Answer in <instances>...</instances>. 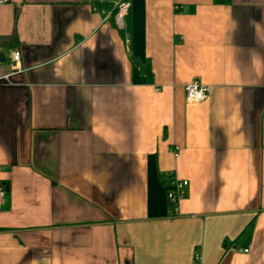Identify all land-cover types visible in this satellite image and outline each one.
Listing matches in <instances>:
<instances>
[{
	"label": "crops",
	"instance_id": "1",
	"mask_svg": "<svg viewBox=\"0 0 264 264\" xmlns=\"http://www.w3.org/2000/svg\"><path fill=\"white\" fill-rule=\"evenodd\" d=\"M1 53L0 264L264 262V0H8Z\"/></svg>",
	"mask_w": 264,
	"mask_h": 264
},
{
	"label": "built area",
	"instance_id": "2",
	"mask_svg": "<svg viewBox=\"0 0 264 264\" xmlns=\"http://www.w3.org/2000/svg\"><path fill=\"white\" fill-rule=\"evenodd\" d=\"M8 0H0V3L7 2ZM101 0H88L91 8L94 11H99L103 13V20L112 18L115 26L117 28H123L124 16L127 14L130 7V0H112L109 4L108 9L100 8L95 6L96 2ZM10 62L15 65L19 62V52L17 49L7 50ZM19 70V69H18ZM9 76L8 74L0 77L1 80H6ZM183 92L185 101L188 103H199L203 101L207 95L210 93V85L201 82L197 78L190 79L187 83L183 85ZM178 147L176 145L172 148V153L174 156L178 154ZM1 168V166H0ZM163 185L165 186V198L168 204V215L173 216L177 214V203L185 195V189L187 186V180L176 176L172 172H167L164 176ZM4 193L3 186H0V195ZM241 251L245 252L247 248H241ZM196 258V253H194Z\"/></svg>",
	"mask_w": 264,
	"mask_h": 264
},
{
	"label": "trees",
	"instance_id": "3",
	"mask_svg": "<svg viewBox=\"0 0 264 264\" xmlns=\"http://www.w3.org/2000/svg\"><path fill=\"white\" fill-rule=\"evenodd\" d=\"M229 0H213L214 3H219V4H223L228 2ZM95 6L100 9H108L110 7L109 3H105L103 2H96ZM141 73L144 75L145 80L146 81H151L152 75H151V70H150V65H149V61L146 60L143 64V66L140 68ZM251 230H252V220H250L243 228L242 230L238 233V235L235 237L234 242L236 244V246L239 247H245L249 240H250V236H251ZM264 264V262L262 263Z\"/></svg>",
	"mask_w": 264,
	"mask_h": 264
},
{
	"label": "water",
	"instance_id": "4",
	"mask_svg": "<svg viewBox=\"0 0 264 264\" xmlns=\"http://www.w3.org/2000/svg\"><path fill=\"white\" fill-rule=\"evenodd\" d=\"M2 56V53L0 54V57Z\"/></svg>",
	"mask_w": 264,
	"mask_h": 264
}]
</instances>
